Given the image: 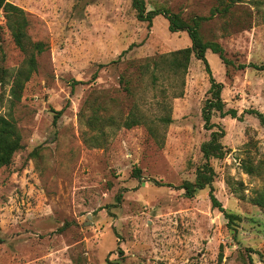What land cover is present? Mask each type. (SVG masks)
Segmentation results:
<instances>
[{"label":"rangeland","instance_id":"374dc122","mask_svg":"<svg viewBox=\"0 0 264 264\" xmlns=\"http://www.w3.org/2000/svg\"><path fill=\"white\" fill-rule=\"evenodd\" d=\"M9 1L25 10L30 40L46 48L15 98L29 53L0 10V114L22 135L0 168V264H264V122L250 112L264 117V69L255 66L264 64V5L242 0L203 21L204 39L219 42L232 64L209 49L210 74L193 55L183 84L156 64L191 46L190 36L170 31L161 14L140 20L133 0ZM145 1L147 11L185 19L222 2ZM211 76L223 84L224 109H213L209 129ZM230 109L236 117L223 114ZM138 112L150 122L126 127ZM216 130L226 155L211 159L214 192L241 217L235 230L209 187L190 197L181 187L195 181L202 144Z\"/></svg>","mask_w":264,"mask_h":264},{"label":"trees","instance_id":"16d2710c","mask_svg":"<svg viewBox=\"0 0 264 264\" xmlns=\"http://www.w3.org/2000/svg\"><path fill=\"white\" fill-rule=\"evenodd\" d=\"M242 0H222L220 5L212 9L211 15L209 16H193L190 19H185L180 13L174 12L169 8H159L148 10L146 8L145 0H133L134 5L138 10V18L140 20L149 21L152 23L154 16L163 15L169 21V29L172 32L185 31L188 33L192 40L191 46L180 48L174 51H171L168 54L161 55L156 65L163 66L168 69L171 75L180 76L182 78L183 84L185 83V75L188 72L189 65L192 59V56L202 59L206 62V69L208 73L211 74V67L207 61L206 53L209 49L218 53L222 59V62L226 67L232 64V61L227 58L225 54V49L217 41L205 40L201 34L200 27L203 21L211 18V16L216 13L226 14L230 11L231 7L237 2ZM258 6L264 5V0H256ZM4 10L5 17L7 19V25L13 35V38L16 44L25 51H28L29 55L26 60L25 66L20 69L19 74L15 78V85L12 89V94L15 98H20V91L24 86V83L29 80L30 76L38 68V55L44 52L46 44L43 41L32 42L28 35L29 19L25 10L14 4L9 0H0V10ZM264 15V12H263ZM240 68H245V64L239 65ZM257 68L264 69V64L257 66ZM2 72L0 71V81L3 80ZM2 78V79H1ZM125 79H123L124 81ZM211 89L210 92L212 96L207 98L205 106L203 108V117L206 121V127L212 129L215 126V123L211 122L213 109L221 110L224 109V101L221 96L223 89V84L217 82L213 76H211ZM257 114L260 119L264 122V117L262 113L257 110L250 111ZM62 114V110L57 111L55 116V122L57 118ZM231 114L232 117H236L237 113L235 109H230L226 113ZM99 117H95L94 120L97 121ZM115 120L113 117H107L105 120ZM160 121L169 124L172 121V117L169 114L162 116ZM150 122L147 118L138 112L136 115L132 113L129 118L125 121L126 127H132L141 123ZM223 137V132L213 131L211 138L202 144V152L205 162L197 169V175L195 181L186 180L182 184V188L185 189L186 196L190 197L195 194L197 190L204 189L206 187L210 188V196L213 201V205L217 206L224 215L228 218V224L232 230H235L232 224L236 223L237 220H241V217L236 213L230 212L223 207V205L218 201L214 192V177L215 170L211 164L212 158H223L226 155V149L221 142ZM22 135L20 133L19 127L13 118L8 117L7 115L0 114V168L7 166L11 163L12 158L16 151L22 147ZM134 174L139 179L142 178V173L140 168L134 169ZM158 182V181H156ZM118 200L122 198V193H119L117 196ZM235 224V225H236ZM1 240V239H0ZM109 264H121V262L108 261Z\"/></svg>","mask_w":264,"mask_h":264}]
</instances>
